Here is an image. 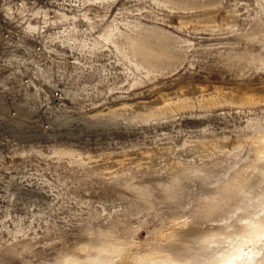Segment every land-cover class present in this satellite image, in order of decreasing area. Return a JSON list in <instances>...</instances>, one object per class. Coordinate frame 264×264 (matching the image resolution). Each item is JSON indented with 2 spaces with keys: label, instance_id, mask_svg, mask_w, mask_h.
<instances>
[{
  "label": "rangeland",
  "instance_id": "374dc122",
  "mask_svg": "<svg viewBox=\"0 0 264 264\" xmlns=\"http://www.w3.org/2000/svg\"><path fill=\"white\" fill-rule=\"evenodd\" d=\"M0 264H264V0H0Z\"/></svg>",
  "mask_w": 264,
  "mask_h": 264
}]
</instances>
